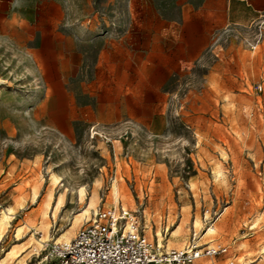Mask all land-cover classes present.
<instances>
[{
	"label": "rangeland",
	"instance_id": "374dc122",
	"mask_svg": "<svg viewBox=\"0 0 264 264\" xmlns=\"http://www.w3.org/2000/svg\"><path fill=\"white\" fill-rule=\"evenodd\" d=\"M231 3L0 0V261L35 237L10 264H60L94 194L166 245L226 248L195 264H264V17ZM53 175V208L75 194L46 233Z\"/></svg>",
	"mask_w": 264,
	"mask_h": 264
},
{
	"label": "built area",
	"instance_id": "2783aa9c",
	"mask_svg": "<svg viewBox=\"0 0 264 264\" xmlns=\"http://www.w3.org/2000/svg\"><path fill=\"white\" fill-rule=\"evenodd\" d=\"M147 224L136 211L123 204L100 207L83 222L69 243H59L60 264H195L202 257H214L226 248L198 246L169 248L146 232Z\"/></svg>",
	"mask_w": 264,
	"mask_h": 264
},
{
	"label": "bare ground",
	"instance_id": "6f19581e",
	"mask_svg": "<svg viewBox=\"0 0 264 264\" xmlns=\"http://www.w3.org/2000/svg\"><path fill=\"white\" fill-rule=\"evenodd\" d=\"M51 182H52V186L53 187L51 188V190H48V192L46 194L45 200L43 202L42 221L40 222V225L38 226V228H42L46 233H48L49 226L51 225V221L49 220L50 219V211L53 209V216H54V218H56L57 214L60 212L61 208L65 204L66 197H67V193L68 192L71 193V198L72 199H73V196L75 194V191L73 189H70L69 187H64V189L61 192H59V194H58V196L56 198L55 208H53V201H54V193H53V190L60 183V181H59V179H58L57 176L53 175L51 177ZM114 189L117 191V185L116 184H114ZM85 190H86V188L85 187H82L78 191L80 193L79 196L81 198H83L85 196ZM38 195H39V191H38V188L36 186L34 188V190H33V195H32L33 200H36V198L38 197ZM97 202H98V198L93 194L90 197V199L87 202V204L83 208H81V210L78 213H76L75 215L73 214L74 217H73V226L72 227H78L83 222H85L86 220L90 219L93 216L94 212H97L98 211V204H97ZM123 205L126 206V204H123ZM8 211H10V214L13 212V210H11V209H8ZM7 218H9L8 217V213L6 211H4L3 217H2V219H0V234H2L3 231L6 229L7 220H8ZM184 220H185V218H184ZM146 221L148 222V218H146ZM195 222H196V225L195 224L194 225L197 228L199 226H201L199 221H195ZM199 229H200V227H199ZM20 231L21 230L19 229L18 232H20ZM215 231H216V227L213 226V225L210 226L208 228L207 232H206V236L213 235L215 233ZM146 232H147V230H146ZM180 232H181V227L179 225L178 229L175 230V231H173V235L174 236H178L180 234ZM17 235H18V233H17ZM74 236L75 235H74L73 229L70 230V231H68L67 233H65L64 234V238H65L64 243H69ZM158 236H160V235L158 234ZM42 242H43V239L42 240H39V239H37L35 237H31L30 241L27 243L28 244L27 246H26V244H23V245H21L20 248L19 247L18 248H15V247L12 248L6 254V256H4L1 259L0 264H10L11 262L15 261V259H17V258L20 257L21 252L26 251V249L29 248L30 246H33V248L36 247V246H41ZM174 245H175L174 244V241L171 240V239H169L168 240V243H167V246L169 248H172V247H174ZM198 246H200V245L198 244ZM23 262H24V260L21 259V260L18 261V264L19 263H23Z\"/></svg>",
	"mask_w": 264,
	"mask_h": 264
},
{
	"label": "crops",
	"instance_id": "0c3cea01",
	"mask_svg": "<svg viewBox=\"0 0 264 264\" xmlns=\"http://www.w3.org/2000/svg\"><path fill=\"white\" fill-rule=\"evenodd\" d=\"M229 11L233 17H240L242 22L260 19L264 17V0H232Z\"/></svg>",
	"mask_w": 264,
	"mask_h": 264
}]
</instances>
